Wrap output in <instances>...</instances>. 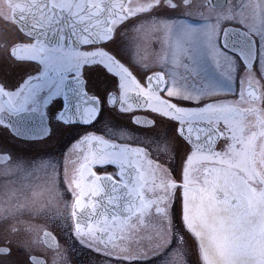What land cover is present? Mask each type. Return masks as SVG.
<instances>
[{"label":"snow or ice","instance_id":"6c2138e0","mask_svg":"<svg viewBox=\"0 0 264 264\" xmlns=\"http://www.w3.org/2000/svg\"><path fill=\"white\" fill-rule=\"evenodd\" d=\"M6 3L0 264H264V0Z\"/></svg>","mask_w":264,"mask_h":264},{"label":"flooded vegetation","instance_id":"af4514ba","mask_svg":"<svg viewBox=\"0 0 264 264\" xmlns=\"http://www.w3.org/2000/svg\"><path fill=\"white\" fill-rule=\"evenodd\" d=\"M4 11H9V9H7V3H6V0H0V13L4 12ZM4 27H7L5 21L3 19H0V29L4 28ZM161 52V44L159 42H151V41H147V42H144L142 44V50H141V55L145 56L149 61L151 60H154L156 58V56L158 54H160ZM51 147H54L55 148V151L57 154H59L61 151H65L67 152L68 151V147H70V145L66 146L63 144V142H60V143H57V144H54V145H51ZM111 170V169H109ZM37 173H33L32 177H29L28 178V182L29 183H32V184H37L39 183L42 179H43V176L42 174H39V180L37 179ZM17 179V184L18 185H22L24 183L23 180L20 179V176L19 174L17 175L16 177ZM4 180L5 178L4 177H0V190L3 189V184H4ZM43 220H37V223H42ZM147 231V230H145ZM141 235H144V233L142 232ZM142 243L146 246L147 245V240H143ZM133 247L135 248L136 247V244L135 242H133ZM79 254V250H77V255ZM68 255L70 257H73V254L71 252L68 253ZM75 258V257H73ZM163 258V257H161ZM160 258V259H161Z\"/></svg>","mask_w":264,"mask_h":264},{"label":"rangeland","instance_id":"374dc122","mask_svg":"<svg viewBox=\"0 0 264 264\" xmlns=\"http://www.w3.org/2000/svg\"><path fill=\"white\" fill-rule=\"evenodd\" d=\"M164 258H161L160 260H163Z\"/></svg>","mask_w":264,"mask_h":264}]
</instances>
